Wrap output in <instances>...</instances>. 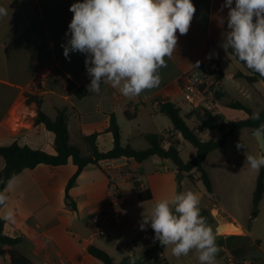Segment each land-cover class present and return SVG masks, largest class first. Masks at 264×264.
<instances>
[{
	"label": "crops",
	"instance_id": "1",
	"mask_svg": "<svg viewBox=\"0 0 264 264\" xmlns=\"http://www.w3.org/2000/svg\"><path fill=\"white\" fill-rule=\"evenodd\" d=\"M75 2L77 0H0V6L8 8V15L0 18V147L18 142L33 150L53 153L55 135L44 124L37 123V112L54 118L57 110H66L71 143L80 146L83 153L86 154L83 137L93 134L97 135L100 152L106 153L114 148V137L106 132L112 116L116 117L121 128L123 143L136 148L134 141L137 138L145 140L148 133H132L133 124L140 128L141 121H150L156 129L153 133L165 135L166 131L172 132L173 124L160 114L158 100L172 102L182 110L178 105L182 95L177 84L184 75L196 69L193 66L196 61L205 66L215 61L224 81L223 64L230 60V55L220 43L226 30L228 9L221 11L224 0H192L196 12L189 30L185 35L177 32L176 51L171 58H164L167 66L158 69L161 76L158 87L126 97L118 88L102 83L99 93L88 92L84 98L77 99L69 92L65 78L77 88H87L90 77L86 73L85 55L70 53L69 61L61 47L69 38L65 35L73 17L69 7ZM210 53L217 55L207 59ZM222 85L227 100L231 93L224 82ZM256 85L264 88L263 81L253 86ZM28 96L36 100L29 101ZM150 106L153 112H149ZM222 106L226 107V104L217 107L219 112ZM243 130H249L253 136L251 129ZM172 135H175L172 141L177 148V142L183 138L179 133ZM146 143L148 146L143 150L149 148ZM219 150L210 153L205 160L213 183L212 194L207 193L199 175L195 174L196 181H192L188 175L180 174L169 160L154 156L136 163L121 158L110 170L103 171L98 165H90L82 171L70 191L76 211L66 204L68 183L78 169L72 161L64 166L40 164L34 169H26L11 180V187L8 184L4 190L7 199L0 216L4 219L12 211L15 217L14 222L4 219V233L11 238H22L17 249L35 264H39L37 260L40 258H61L65 264H103L88 253L90 246L105 250L115 264H125L129 260L137 264L145 259V249L159 243L154 241L155 233L150 226L146 231L140 230L142 214H149L160 200L192 191L199 198L201 211L211 216L210 226L219 249L215 264H264V220L261 221V213L252 220L249 228L252 212H246L247 218H240L225 196L226 185L231 186L230 177L236 179L247 175L249 182L245 197L246 203L251 205L261 167L252 169L245 164L232 170L224 168L222 161H211L212 157H218L216 152ZM251 151L257 158L262 155L254 144ZM4 167L5 161L0 156V172ZM241 168L242 171H238ZM236 184H242L241 180H234L232 187H238ZM116 187L125 192L119 203L113 206L108 202V195ZM259 208L263 211L261 204ZM102 211L117 212L121 218L107 220L97 228L91 217ZM100 230L106 235L100 236ZM173 247L163 246L160 255L163 264H200L196 249L177 257L172 252ZM0 264H11L10 258L0 257Z\"/></svg>",
	"mask_w": 264,
	"mask_h": 264
},
{
	"label": "clouds",
	"instance_id": "2",
	"mask_svg": "<svg viewBox=\"0 0 264 264\" xmlns=\"http://www.w3.org/2000/svg\"><path fill=\"white\" fill-rule=\"evenodd\" d=\"M225 8L227 23L220 47L226 53L230 49L248 69L264 77V0H224L221 11ZM69 11L73 13L65 33L69 38L61 47L69 61L70 53L85 55L90 77L87 91L99 93L106 83L132 97L159 86L158 69L166 67L164 58L176 51L177 32L187 34L196 8L192 0H77ZM7 15L8 8L0 6V18ZM193 66L199 70L200 61ZM256 118L258 114H253ZM236 147L243 146L238 143ZM245 162L259 169L264 166V154L257 158L245 152ZM6 199L0 193V205ZM199 203L192 191L160 200L149 214H142L140 230L150 226L154 241L174 245L177 257L196 249L200 264H215L219 249ZM4 219L14 222V213L9 211Z\"/></svg>",
	"mask_w": 264,
	"mask_h": 264
},
{
	"label": "trees",
	"instance_id": "3",
	"mask_svg": "<svg viewBox=\"0 0 264 264\" xmlns=\"http://www.w3.org/2000/svg\"><path fill=\"white\" fill-rule=\"evenodd\" d=\"M228 54L240 63L248 72L243 74L238 72L237 78L244 79L248 84L255 85L260 81L264 82V77L251 69H248L245 64L238 60L228 50ZM219 77L218 80L223 82V73L219 69L215 61ZM205 65H200L199 70H202ZM195 69V72L199 71ZM65 78V77H64ZM68 83L69 92L73 93L77 99L84 98L88 91L85 87L77 88L71 81L65 78ZM226 92L223 87H212L210 98L216 107L226 104V107L231 110L241 111L245 114L244 118L229 119L226 122L219 114H212L207 110H196L200 123V133L204 131H216L218 137L213 140H204L200 133H196L194 129L188 126L185 120H191V115H181V109L174 103L158 100L160 114L168 117L172 124V132L166 131L165 135L148 133L144 136L149 144L146 150H136L130 144L123 143L122 131L115 116H112L111 125L106 129L114 137V148L106 153L100 152L97 146V135L84 136L82 141L86 148V154L80 146L73 145L70 140L69 131V116L66 110H57L54 118L48 117L43 112H39L37 123L44 124L47 130L54 133V152L47 153L43 151L33 150L29 146L21 145L18 142L13 143L8 147H0V156L5 161V167L0 172V193H4L9 181L18 176L26 169H34L40 164H46L54 167L67 165L70 161L77 166V171L69 181L66 189V204L73 211L77 210L75 201L70 195L71 189L77 184V180L82 171L90 165H98L102 160L121 159L125 158L128 161L143 163L150 158L157 156L164 160L171 161L177 168L180 174H186L192 181H196L194 175H199V180L202 182L207 193H213V183L207 170L205 160L206 157L219 149L226 146L229 140L238 137L243 129H251L253 132H264V109L258 115V118L253 119V110L239 101L225 102ZM29 101H34L36 98L28 96ZM129 116V115H127ZM179 133L185 142L196 148L197 154L194 159L185 162L181 158L180 151L175 147V143L170 138L171 134ZM168 137L170 143L168 148L164 147V141ZM141 199H144L140 195ZM264 198V166L261 167L257 178L256 189L253 195V210L251 220L248 224L250 228L252 220L259 215V206ZM5 204V203H4ZM0 205L1 208L4 206ZM201 215L206 218L207 224L211 225V216L206 211H201ZM5 220L0 216V245L9 247L8 250L0 249V257H9L11 264H35L30 258L23 255L17 249V246L22 242V238H11L4 233ZM88 253L99 260L103 264H115L114 259L103 249L96 246H90L87 249ZM163 252V246L158 243L155 247L147 248L144 251L145 259L137 264H163L160 258ZM135 264V263H134Z\"/></svg>",
	"mask_w": 264,
	"mask_h": 264
},
{
	"label": "rangeland",
	"instance_id": "4",
	"mask_svg": "<svg viewBox=\"0 0 264 264\" xmlns=\"http://www.w3.org/2000/svg\"><path fill=\"white\" fill-rule=\"evenodd\" d=\"M229 57H230L229 58L230 60L226 61L223 64V70L226 76L223 82H224L226 89H228L231 93V95L228 97L227 100L228 101L234 100V101L242 102L245 105L253 108V111L256 114H258V112L264 107V88L259 85L251 86L244 79L237 78L236 74L238 72H242L244 74H248V72L233 57L231 56ZM227 100L225 99V102H227ZM178 105H180L182 108L181 115L183 117H185V115H191V120H185L188 126L194 130L200 129V123L198 120L197 111L192 109L188 105V103L183 100L182 97L179 99ZM219 108H220L219 109L220 112L219 111L218 112L219 114L221 113L220 115H222L223 120L242 118L244 116V113L241 111L231 110L223 106ZM149 109H150L149 112H153L151 106L149 107ZM144 116H146V114ZM165 119H166L165 121L170 122L169 118L166 117ZM155 130L156 129L154 128V126L152 125L150 121H141L140 128H138L136 124H133L132 133L136 134L138 131L146 132V133H153L155 132ZM204 132H203L204 134L200 133V136L204 140H213L218 137L217 132H215L214 134H213V131H210V132L204 131ZM170 138L174 139L175 135L174 136L172 135V137L170 136ZM238 143H240L243 147H241L240 149H237L236 145ZM252 144L256 145L260 150V146H259V143L256 137L254 135L252 136L249 130H242L239 133V136L237 138L230 140L223 149L217 151L216 153L218 154H216V156L218 157L216 158L212 157L211 161L214 162L215 159L217 160V162L222 161L223 167L224 168L228 167V169L230 170H232L233 168H236V166H239V165L243 166L247 164L245 162V152L253 155L251 151ZM146 146H148L146 141L141 138H137L136 141H134V147H136L134 149L136 150H143V148H145ZM177 148L180 150L181 158L185 162H188L194 159L197 154L196 148L188 144L187 142H185L183 139L182 140L179 139V141L177 142ZM211 168H213V164ZM240 170L242 171V168L239 169L238 171ZM243 174H246V173H243ZM234 180L235 181L241 180L242 184L240 185L236 184L238 185V187H232L233 186L232 183L234 182ZM215 181L218 182L216 178H215ZM222 182L221 184L223 185ZM248 182H249L248 176L243 175L241 178L237 177L236 179L233 177H230L231 186L226 185L225 187L224 185L226 199L229 201V204L236 209V214H239L241 216L240 218H245V217L247 218L246 212L248 211L252 212L253 210V205L246 203L247 197L245 196L247 195ZM261 205H262L263 211H261L259 208V213H261L260 217H261V221H263L264 220V200L261 202ZM3 247H4L3 245H0V249H3ZM37 261L39 262V264H45V262H47V264H54L57 261H60L61 264H65L64 260L61 258H40Z\"/></svg>",
	"mask_w": 264,
	"mask_h": 264
},
{
	"label": "built area",
	"instance_id": "5",
	"mask_svg": "<svg viewBox=\"0 0 264 264\" xmlns=\"http://www.w3.org/2000/svg\"><path fill=\"white\" fill-rule=\"evenodd\" d=\"M219 71L215 64L211 63L208 66H204L202 70L197 72L192 71L184 75L177 84L178 91L182 95L184 101L194 110H207L212 114H219L216 105L210 98L212 87H221L222 84L218 80ZM196 133H200L199 129H195ZM170 145L169 141H164V147L167 148ZM119 160V159H118ZM117 160L109 159L102 160L98 163V167L107 171L116 167ZM124 189L114 188L108 195V202L111 205H117L124 196ZM121 218L120 214L109 213L102 211L92 214V223L95 227L100 228L102 224L107 220L113 219L118 221ZM100 236H105L104 230L99 231ZM225 250V248H223ZM159 264V263H151Z\"/></svg>",
	"mask_w": 264,
	"mask_h": 264
},
{
	"label": "water",
	"instance_id": "6",
	"mask_svg": "<svg viewBox=\"0 0 264 264\" xmlns=\"http://www.w3.org/2000/svg\"><path fill=\"white\" fill-rule=\"evenodd\" d=\"M35 105H37V103H35ZM37 114L39 115V112H37ZM253 135L258 140L261 153L264 154V132H261V131L253 132ZM132 262H133L132 260H129L128 263H125V264H132Z\"/></svg>",
	"mask_w": 264,
	"mask_h": 264
},
{
	"label": "bare ground",
	"instance_id": "7",
	"mask_svg": "<svg viewBox=\"0 0 264 264\" xmlns=\"http://www.w3.org/2000/svg\"><path fill=\"white\" fill-rule=\"evenodd\" d=\"M217 213V212H216Z\"/></svg>",
	"mask_w": 264,
	"mask_h": 264
}]
</instances>
